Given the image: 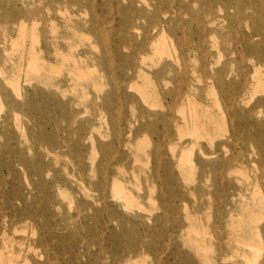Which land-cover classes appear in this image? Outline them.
<instances>
[{
  "label": "rangeland",
  "instance_id": "374dc122",
  "mask_svg": "<svg viewBox=\"0 0 264 264\" xmlns=\"http://www.w3.org/2000/svg\"><path fill=\"white\" fill-rule=\"evenodd\" d=\"M6 1L13 4L15 0ZM27 1H32L30 7L37 10L26 21L27 48H29L32 41L33 24L36 23L40 38L38 47L45 49L43 55L46 58L47 66L61 69L59 72L51 73L53 75L51 81L52 83L59 82L61 86L58 89L56 85H46L45 80H33L38 89L55 93L54 96L44 98L40 96V90H38L37 95L32 92L33 101L31 100L30 105L34 109V118L31 117L27 109L19 110L15 112L16 114L11 113L7 117L8 106L1 98L0 203L9 192L8 190H16L28 199L30 211L36 215L35 219L31 220L28 229L30 231L35 226L37 232L47 237L50 260L54 264L58 262L59 264H101L104 256L109 254V250L120 251L124 245L129 244L133 239L146 242L145 248L142 251L140 249L135 256V258L145 261V264H170L173 258L169 257V254L174 247L181 253L180 257L190 254L194 256V250L187 242L190 237L194 236L188 233L190 226V220L187 218L188 211L195 217L198 226L207 227L215 235L219 234L224 247L230 245L227 244L231 235L228 227L229 211L231 210L235 218L239 217L244 211L239 204V196H235L238 199L232 202L230 194L243 192L247 198L252 196L253 189H246L243 182V174H248L251 179H255V177L261 179L264 198V159H261L264 158V150L261 151V154L249 155L248 153L252 151L254 145L252 141H245L248 153L244 157H240V165L236 166L238 173H233L231 176L226 174L224 178L228 182L231 181L230 187L217 192L214 186H209L204 181L207 172L201 165L195 173L192 172L190 165L186 162H183L182 167H178L169 148L170 140L176 139V129L173 123L169 122L168 128L171 136L167 137L163 143L162 155L164 161H171L174 186L169 188L167 176L162 175L166 195L164 199H160L161 182H154L152 173L156 163L154 150L159 140L157 131L164 128V123L157 122L154 116L145 117L143 115L150 112H162L166 109L152 106L143 100L142 91L147 86L143 77L135 76L132 83L129 81L122 82L123 79H120L122 76L121 71L118 70V67L124 62L120 61L113 53V56L110 54L108 58L114 60L113 65H115L114 70H112L111 66L105 62L104 45L96 36V31L101 30L110 38L109 42L114 39H125L123 36L126 33L120 27L118 18L128 14L126 6L129 4V0ZM209 1L200 0L194 3L192 0H186L190 3L191 8L198 12H202L203 6H206ZM151 3L152 6L147 8L146 12L149 17L153 16L156 19L154 18L153 22L150 19H136L141 24H147L149 27L165 17L163 11L156 9L155 5L158 0H151ZM18 4L22 6L21 2H18ZM119 4H121L120 7ZM144 8L145 6L140 3L133 6L136 13ZM214 8H216V13H220L218 4H214ZM243 9H246L247 12L253 11L252 8L243 7ZM234 10L232 8L231 12H236ZM166 17L178 20L175 26L179 23L185 25L184 32L180 29L174 32V35L171 33L172 40L175 39V48H171H173V53L175 52L174 54L179 56L182 65H177L175 60L167 55L163 57L161 63L174 65L176 72H179V74L185 67L187 70L186 82H193L198 88L196 94L193 93L191 96L195 95L200 102L209 105L208 107L217 113L219 108L223 109L224 104L221 101L219 105L216 104L215 96L210 94L207 89L210 82L209 75L213 69L222 68L227 60L236 58V54L224 51L226 47L223 39L224 31L218 27L217 34L214 36L207 35L204 50L193 49L191 32L195 23L192 21V14L184 10L179 15L168 12ZM94 18L98 19L95 23L92 22ZM93 24H98L96 30L90 28ZM53 29L57 35L56 42L60 47L59 51L67 57L65 60H63L62 55L55 54V44L50 36ZM114 29H118V32ZM241 30L246 31L244 20ZM144 32V30L137 31L135 28L130 27V39L134 47L124 48L123 51L126 54L135 56V61L132 63L134 67L139 68L141 66L149 71H155L157 66L151 68L148 64L142 62V57L147 56L149 63L152 62V57L156 59L152 43L158 33L155 30L150 31L149 36L145 38ZM183 36L187 37V42L180 45L178 39ZM17 37V23L11 21L6 12L0 9V68L5 66L7 72L12 71V65L11 63L4 64V59L7 57L5 49L11 51V39ZM46 43H48V47ZM226 44L229 47L233 46L232 43ZM9 55L13 56L15 60L18 58L17 53H10ZM249 58L247 56L244 63L251 68L253 66ZM211 64L214 66L213 69L210 67ZM75 65L84 67L83 69L89 73L90 77L80 82L73 72L76 68ZM204 66H206L207 74L203 71ZM233 66L238 67V63H234ZM260 69L264 73V64L260 66ZM22 74L25 77V72H22ZM113 79H119L123 83L120 92H115ZM152 80L158 87L166 88L165 81L162 78L156 77ZM0 83L5 84L6 88L12 91L11 84L3 81L1 73ZM129 84H133V87ZM22 85L23 95L17 96L15 94V99L18 101L28 99L24 93L25 81L22 82ZM173 85L169 84L168 88L173 87ZM263 92L260 91L256 97L264 96ZM187 93L190 94L186 88H182L181 93L178 95V102ZM108 94L109 98L107 99L106 95ZM216 94L218 97L221 96L220 89H217ZM156 97L159 98L155 95L153 101L156 100ZM165 100L166 98L161 97L162 102H166ZM105 102L107 103L105 104ZM44 108H47L46 112H44ZM175 114L178 116V112L175 111ZM259 119L264 120V113ZM131 120L133 121L132 124H130ZM225 121L224 128L229 134L231 124L228 118ZM148 122H150V127H146ZM18 123L21 124L20 128L17 126ZM40 133H44L48 142L54 141V139L69 138L71 141L69 154H64L63 149H58L61 151L58 159L53 157V153L47 156L48 158L43 157L41 153H45L46 149L39 143H35L37 145L34 148L35 152L29 151V143ZM91 134L93 137L90 136ZM221 139V136L217 137L216 142ZM127 140L131 141L128 145ZM243 140H240L241 144L237 146L238 148L231 146L230 143L226 154L220 151L212 156L219 159L220 157L230 156L235 150L240 151V146L244 144ZM183 142V145L188 144L193 149L192 156L195 162L204 159L200 148L211 151V146L205 139L201 140L200 146L194 148L191 147L189 137H186ZM140 143L143 144L138 147ZM20 149L28 156L30 163L35 167L34 170L22 165L19 156ZM180 149L181 146L178 147V153ZM107 155L112 162H119L120 165L122 164L125 167V173L119 175L127 179L126 184L128 186L136 190V185L141 184L143 187L141 190L143 203L148 208H154L148 196L149 185H155L153 196L156 204L150 217H141V215H145V212L138 207H133L128 212L124 211L121 207H117L116 201L112 198L108 199L109 209L102 210L103 212L100 211V218L93 217L97 210L104 207L98 201L100 191L92 186L91 195L86 194L83 189L84 183L81 179V173L77 168V162L81 159L82 163L88 168L85 179V184L88 186L91 181H95L100 177L99 164ZM243 159L246 161L242 162ZM92 163L96 165L97 171L89 177ZM40 164L46 165L48 170L45 168V171L39 172L38 167ZM211 175L214 179L215 174L212 173ZM237 175L241 176L242 180H237ZM195 186H197V190L193 193L192 188ZM110 190L109 187L108 193ZM173 196L177 198L173 200ZM20 203L22 202H17L16 205H24ZM259 210L261 211L259 207L255 208V212H260ZM108 214L110 216L117 215L121 220L110 223L117 231L116 233L121 236L111 235L106 229L105 221L110 217ZM219 215H222V217L220 218ZM158 216H160L159 219ZM207 218L211 219L208 221ZM219 220L221 229L215 225L219 224ZM44 224L47 227H43ZM25 225V221L20 222V226L23 228H25ZM259 225L260 228L264 226V214ZM123 226L128 230L127 234H120V229ZM146 228H153L156 234L153 236L145 235ZM23 235V232L16 234L17 237ZM0 244H2L1 235ZM194 257L197 264H204L201 259ZM218 262L233 264L230 259L228 261L220 259Z\"/></svg>",
  "mask_w": 264,
  "mask_h": 264
},
{
  "label": "bare ground",
  "instance_id": "6f19581e",
  "mask_svg": "<svg viewBox=\"0 0 264 264\" xmlns=\"http://www.w3.org/2000/svg\"><path fill=\"white\" fill-rule=\"evenodd\" d=\"M192 1L197 3L200 0ZM18 2H21L22 6H20ZM138 3L144 5L145 8L136 13L133 10V6ZM31 4L32 1L27 0H15L13 4H10L6 0L0 1V9H3L7 17L18 25V37L16 39H11L12 50L9 51L5 49L7 57L4 59V64L7 65V63H11L12 71L7 72L5 66L0 68L3 81L7 84L10 83L12 87V91H10L6 88L5 84L0 83V107L2 108V101H4L8 106L7 117L10 116L11 113L14 114L19 110L22 111L23 109H27L31 117L34 118V109L30 105L31 100L33 101L31 96L32 92L37 95L38 90H40V96L44 98L55 95V93H50L40 88L38 89L37 85H34L33 80H45L44 83L46 85H56L58 89L61 86L59 82L52 83L51 81L52 74L59 72L61 69L47 66L46 58L43 55L45 49L38 47L40 38L36 23L33 24L32 41L29 48H27L26 39L28 37V32L26 21L28 17H32L37 11L30 7ZM214 4L219 5L220 13H216ZM120 5L121 4L118 6L120 7ZM151 6V0H129V4L126 6L128 14L118 18L120 27L124 29L123 31L126 33V35L123 36L125 37L124 40L114 39L109 42L110 38L107 37L106 33L101 30L96 31V36L104 45V51L106 52L105 62L114 70V60L108 58V56L113 53L120 61L124 62L118 67V70L121 71L120 74L122 76L120 79H123L122 82L129 81L132 83L135 76L143 77L147 85L146 89L142 91L143 100L152 106H159L161 109H166L162 112H150L143 115L145 117L154 116L157 122L160 121L164 123V128L157 131L159 140L154 150L156 163L152 173V180L156 183L161 182L159 192L160 199H164L166 195V190L163 187L164 181H162V175L165 174L167 176V185L169 188L174 186L172 181L174 175L171 171L172 167L170 166L171 161H164L162 155L163 143L167 137L171 136V132H169L168 128L169 122H172L176 129V139L170 140L169 148L173 157H175V162L178 167H182L183 162H186L190 165L194 173L198 167H204L205 172H207L204 181L209 186H214L217 192H221L223 188L230 187L231 184V181H226L224 176L226 174L227 176H231L233 173H238L236 166L240 165V157H244L248 153L245 141H252L254 145L252 151H249V155L254 153L261 154V151L264 150V120L259 119L264 113V96L256 97L260 91H264V73L260 69V66L264 64V0H210L206 6H203L202 12L192 9L190 3L186 2V0H158V3L155 5L156 9L163 11L165 17L153 24L151 23L152 25L149 27L147 24H141L136 19H150V21L153 22L155 17H149L146 12V9ZM242 6L244 8H252L253 11L247 12ZM232 8L235 9L234 11L236 12L232 13ZM184 10L192 14V21L195 23L194 29L191 32L193 49L204 50L207 42V35L214 36L217 34L219 27L224 31L223 39L226 45L224 51L236 54V58L227 60L222 65V68L213 69V64L210 65L213 71L209 75L210 82L207 85V89L210 94L215 96L216 104L219 105L220 101L224 104L223 109L219 108L217 113L210 109L208 107L209 105L200 102L195 95H193V97L191 96L193 93L196 94L198 88L193 82H186L187 70L184 66L183 71L179 74V72H176L174 65L170 63H161L163 57L167 55L172 57L177 65H182L179 56L175 55V52L173 53L175 39L172 40L171 35L180 29L184 32L185 25L179 23L175 26L178 20L167 18L166 15L168 12H174L179 15ZM97 20L98 19L94 18L92 22L95 23ZM243 20L246 31L241 30ZM97 25L98 24H93L90 28L96 30ZM130 27L135 28L137 31L144 30L145 32L143 35L145 38L149 36L150 31H157V37L152 43L156 59L152 57V62L149 63L147 61V56L142 57V62L148 64L151 68L157 66L155 71H149L141 66L139 68L134 67L132 63L135 61V56L124 53V48L133 46L130 39ZM114 31L118 32V29H114ZM50 36L52 42L55 44V54L62 55L59 51L60 47L56 42L57 35L54 29ZM259 38L260 40H258ZM186 39L187 37L185 36L180 37V39H178L180 45L186 44ZM226 43H232L233 46L229 47ZM46 46L48 47V43H46ZM10 53H17L18 58L15 60L13 56L9 55ZM247 56L250 57L249 59L253 66L251 68L244 63ZM62 58L65 60L67 57L62 55ZM234 63H238V67H234ZM75 67V69L73 68V72L80 82L90 77L89 73L83 69L84 67L77 65H75ZM203 71L207 74L206 66H204ZM22 72H25V77ZM156 77H160L165 81L166 88H160L153 82L152 79ZM23 81H25L26 84L24 86V93L28 99L18 101L15 99V94H17V96L23 95ZM122 82L119 81V79H113L115 92H120L123 88ZM169 84L174 85L168 88ZM129 86L133 87V84H129ZM182 88H186L190 94H185L181 98V101L178 102V95L181 93ZM217 89H220V97L216 94ZM155 95L159 98L156 97V100L153 101ZM161 97L166 98V102H162ZM106 98H109V94L106 95ZM106 103L107 102H105V104ZM46 111L47 108H44V112ZM175 111L178 112V116L175 114ZM226 118L229 119L231 124L229 134L224 128ZM132 123L133 121L131 120L130 124ZM17 126L20 128L21 124L18 123ZM146 127H150V122L146 124ZM90 136L93 137L92 134ZM220 136L222 139L216 142V138ZM186 137L190 138L191 147L193 148L200 146L201 140L205 139L211 146V151L200 148V152L204 159L195 162L192 156L193 149H191L188 144L183 145V141ZM241 139H244V144L240 146V151L237 152V150H235L230 156L220 157L219 159L212 156L220 151L226 154L230 143L231 146L233 145V147L238 148L237 146L241 144ZM35 143L41 144L46 149L45 153H41V156L47 157L53 153V157L56 159L59 158L60 149L64 150V154H69L68 150L71 147L69 138L60 140L54 139V141L51 140V142H48L44 133H40L32 139L28 145L29 151L35 152ZM130 143L131 141L127 140V145ZM142 144L143 143H140L138 147ZM179 146H181V149L178 153L177 150ZM19 152L22 165L30 170H34L35 167L30 163L28 156H26L21 149ZM261 159L263 160L264 158L262 157ZM243 161L245 162L246 160L243 159L242 162ZM116 164L117 166L115 167ZM111 165L114 166L111 167ZM38 168L39 172H43L46 165L40 164ZM77 168L81 173V179L84 183L83 189L86 191V194L91 195L90 190L92 186H95L96 189L100 191L98 201L101 202L104 207L95 212V215H93L94 218H100V211L103 212L109 209V198L116 201L117 207H121L124 211L128 212L130 209H133V207H138L145 212V215H141V217H150L152 215V211L156 204L153 196L155 185H149L148 197L151 203H153L154 208H148L144 206L143 203V195L141 193L143 187L141 184L138 183V185H136V190L128 186L126 184L127 179L119 175L120 173H125V167L122 166V164L120 165L119 162H112L108 155L99 164L101 171L100 177L95 181H91L89 184L90 186L85 184L88 168L82 163L81 159L77 162ZM46 170H48V168H46ZM96 171V165L92 163L89 177ZM212 173L215 174L214 179L211 175ZM243 175L245 176H243V182L246 189H253V192L250 198H247L243 192H233L230 194L232 196V202L238 199L235 198V196H239V204L244 211H242L237 218L233 216L231 210L229 211L228 227L231 235L229 236V243H227L230 245H226L227 248L224 247V243L219 234L215 235L208 230L207 227L198 226L195 217H193L189 211L187 212V218L190 220L188 233L194 235L190 237L187 242L192 246L194 256L201 259L204 264H221L218 262L220 259L223 261H228L230 259L233 264H264V226L260 228L259 225L260 219L264 214V198L261 188V179H259V177L251 179L248 174ZM241 178V176L237 175V180L240 181L242 180ZM109 187L111 190L108 193ZM196 190L197 186L192 188L193 193ZM8 191L2 203H0V235L2 238V244H0V264H54L50 260L47 237L37 232L35 226H33L30 231L28 229L31 220L36 217V215L30 211L28 199L16 190ZM176 198L175 196L172 197L173 200ZM17 202H22L24 205L18 206L16 205ZM256 207H259L261 211L255 212ZM221 217L222 215L220 218ZM157 218L159 219L160 216ZM118 220L121 221L116 215L110 216L105 221L106 229L111 235L116 236L117 234V236H121L119 233H116L117 231L110 224ZM21 221L26 222L25 228L20 226ZM215 225L221 229L220 220L219 224ZM42 226L47 227L46 224ZM19 232H23L24 235L22 237H17L16 234ZM120 232V234H127L128 230L123 226ZM144 234L153 236L156 233L153 228H146ZM145 246V241L133 239L129 244L124 245L120 251L114 249L109 250V254L104 256V260H102L101 264H145V261H142L140 258H135L137 252L140 249L142 251ZM40 249H42V251H40ZM180 255L181 253L174 247L169 254V257L173 258L170 264H197L195 257L191 256V254L185 255L184 257H180ZM57 264H59V262Z\"/></svg>",
  "mask_w": 264,
  "mask_h": 264
}]
</instances>
